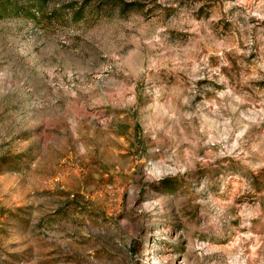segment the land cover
<instances>
[{
	"label": "rangeland",
	"instance_id": "1",
	"mask_svg": "<svg viewBox=\"0 0 264 264\" xmlns=\"http://www.w3.org/2000/svg\"><path fill=\"white\" fill-rule=\"evenodd\" d=\"M108 1L0 14V264H264V0Z\"/></svg>",
	"mask_w": 264,
	"mask_h": 264
},
{
	"label": "trees",
	"instance_id": "2",
	"mask_svg": "<svg viewBox=\"0 0 264 264\" xmlns=\"http://www.w3.org/2000/svg\"><path fill=\"white\" fill-rule=\"evenodd\" d=\"M113 2L114 5L121 6V12L126 11L128 8L136 6V3H125L118 0H110ZM22 2L25 4V6H22L20 4H14L11 2V0H0V14H3L4 16L9 17H17L21 13L30 15V17L35 18L36 15L42 10L43 5L45 4L46 0H22ZM108 0H104V2L101 4L106 5L108 4ZM111 4V5H113ZM85 5L80 8V10H84Z\"/></svg>",
	"mask_w": 264,
	"mask_h": 264
}]
</instances>
